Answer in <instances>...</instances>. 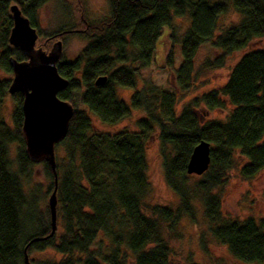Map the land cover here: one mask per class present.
Instances as JSON below:
<instances>
[{
  "label": "trees",
  "instance_id": "1",
  "mask_svg": "<svg viewBox=\"0 0 264 264\" xmlns=\"http://www.w3.org/2000/svg\"><path fill=\"white\" fill-rule=\"evenodd\" d=\"M49 1L0 0V68L13 75L10 60H27L9 44L12 9L21 11L38 35H43L40 47L46 52L56 42L63 45L70 35L87 40L74 60L62 56L57 63L59 75L68 81L58 97L72 105L74 114L67 136L55 146L56 230L52 233L48 207L56 187L54 172L45 161L35 164L27 157L22 134L24 96L11 95V80H0V264H26V255L35 264L32 253L48 249L62 255L54 264H128L129 260L171 264L163 226L173 231L185 218L195 223L198 204L207 232L235 260L264 264L263 223L253 218L224 219L216 193L235 168L236 154L248 160L240 169L243 179H253L264 170V49L245 53L219 91L194 99L180 111L181 98L150 79L158 45L166 42L167 54L159 68L176 71L185 96L203 44L221 52L210 65L214 69L223 67L229 56L248 49L253 41L264 39V0H108L109 15L95 21L89 19L83 0H75V22L42 34L38 12ZM229 10L242 20L216 36L219 19ZM184 17L190 23L177 41L167 30L173 29L174 19ZM179 42L182 60L175 68ZM101 77L106 82L97 86ZM139 84L141 89L132 95L130 104L119 99L117 88L136 89ZM8 96L13 102L11 124L4 116ZM200 102L209 111L224 110L227 102L232 109L225 121L203 122L197 114ZM132 109L143 113L136 122L137 132L94 131L92 115L103 124L116 125L130 117ZM155 133L166 182L179 204L176 208L155 206L147 215L143 203L150 195V185L145 150ZM202 141L211 146L209 169L202 176L188 175L191 153ZM13 145L15 162L10 158ZM37 166L42 167L47 185L43 195L39 184L28 195L23 179L32 183ZM100 234L103 238L98 240ZM96 242L98 248L93 250Z\"/></svg>",
  "mask_w": 264,
  "mask_h": 264
},
{
  "label": "rangeland",
  "instance_id": "2",
  "mask_svg": "<svg viewBox=\"0 0 264 264\" xmlns=\"http://www.w3.org/2000/svg\"><path fill=\"white\" fill-rule=\"evenodd\" d=\"M83 5L90 20H99L109 15L108 0H83ZM75 8V0H50L38 12L39 30L42 34H49L62 26L72 24L76 20ZM241 20L242 17L240 15L233 10H229L219 19L216 36L222 30L238 25ZM189 23L187 17L174 19L173 29L167 30V33L172 31V34L176 36L175 39L178 41L188 28ZM39 35L36 48H41L40 46L43 43V35ZM165 40L166 38H164ZM86 44L87 40L80 35L68 36L63 44V58L67 61L74 60ZM166 46H168L166 42H161L158 45L154 58L155 61L150 68L152 70L150 79L153 84L162 90L175 93L181 98L177 106V111H180L183 106L191 103L194 99L200 100L211 91H219L226 84L232 67L238 63L245 53L264 49V39L253 41L248 49L229 56L223 67L214 69L210 65L221 55V52L214 49L210 44H203L195 58V71L191 80V88L185 96H183L179 89L176 71L159 68L160 64V66H163L162 63L167 54ZM1 52L2 49H0V54ZM181 60V45L179 42L175 47V68L179 67ZM7 79L12 80L13 75H8L0 68V80ZM141 86L142 84H139L136 89L119 87L117 88V95L119 99L130 104L132 95L137 90H140ZM226 106L227 108L224 110L209 111L200 102L197 114L203 122L208 120L225 121L232 109V106L228 102ZM12 110L13 102L11 97L8 96L5 100L4 116L9 124H11ZM141 118H143V113L133 109L130 117L116 125L103 124L97 117L91 116L94 131L109 134L123 131L137 132L136 122ZM145 156L150 195L144 200L143 211L147 215H150L151 208L155 206L176 208L179 204V198L166 182L160 156V142L156 133L146 144ZM15 157L16 145H13L10 152V158L13 162H15ZM235 162V168L228 174L226 184L216 191L221 197L222 216L224 219H236L240 221L253 218L257 223H263L264 227V170L253 179L245 180L240 175V169L248 163V160L236 154ZM15 168L16 165L14 164L13 171H15ZM23 182L24 190L28 195L32 192V186L37 184L41 186V194L43 195L47 181L42 167L37 166L33 169L32 183L27 182L25 179H23ZM41 206L42 211H44L45 203H42ZM196 208L198 211L195 223L185 218L173 231L168 230L166 225L163 226V237L171 249V264H244L235 260L225 246L220 245L212 238L207 232L208 224L201 206L198 204ZM102 238L103 235L100 234L98 240ZM104 241L105 244H108L106 240ZM97 248L98 242L94 244L93 250ZM30 259L35 264H54L62 259V255L52 249H48L44 252L32 253ZM128 264L134 263L132 260H129Z\"/></svg>",
  "mask_w": 264,
  "mask_h": 264
},
{
  "label": "water",
  "instance_id": "3",
  "mask_svg": "<svg viewBox=\"0 0 264 264\" xmlns=\"http://www.w3.org/2000/svg\"><path fill=\"white\" fill-rule=\"evenodd\" d=\"M13 27L9 44L19 49L26 57L25 61L10 60L13 72L9 93H21L24 96L22 134L26 145L27 157L35 164L48 163L55 175V190L48 200L52 233L57 224L55 146L67 136L69 124L74 114L72 105L61 100L58 95L68 86L67 79L59 75L57 63L63 56L61 42L53 44L46 52L36 48L37 30L29 19L18 9H12ZM106 82V77L98 78L97 86ZM211 146L202 141L193 149L187 165V174L202 176L210 166ZM26 264H31L28 255Z\"/></svg>",
  "mask_w": 264,
  "mask_h": 264
}]
</instances>
